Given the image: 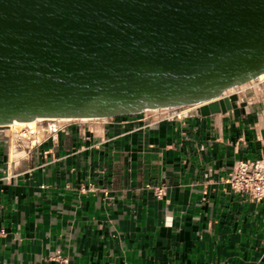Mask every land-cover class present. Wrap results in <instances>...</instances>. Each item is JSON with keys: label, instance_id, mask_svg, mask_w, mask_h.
I'll list each match as a JSON object with an SVG mask.
<instances>
[{"label": "crops", "instance_id": "obj_1", "mask_svg": "<svg viewBox=\"0 0 264 264\" xmlns=\"http://www.w3.org/2000/svg\"><path fill=\"white\" fill-rule=\"evenodd\" d=\"M236 89L238 107L182 120L0 126V264H264V198L226 180L264 156V81Z\"/></svg>", "mask_w": 264, "mask_h": 264}, {"label": "water", "instance_id": "obj_2", "mask_svg": "<svg viewBox=\"0 0 264 264\" xmlns=\"http://www.w3.org/2000/svg\"><path fill=\"white\" fill-rule=\"evenodd\" d=\"M262 73L264 0H0V126L208 115Z\"/></svg>", "mask_w": 264, "mask_h": 264}, {"label": "built area", "instance_id": "obj_3", "mask_svg": "<svg viewBox=\"0 0 264 264\" xmlns=\"http://www.w3.org/2000/svg\"><path fill=\"white\" fill-rule=\"evenodd\" d=\"M256 80L257 85L264 81L260 77L252 81ZM194 111H196V106L183 105L146 109L143 112L149 122H157L161 120H182ZM71 120L74 119L59 121L53 129H65L67 123ZM226 180L234 191L245 193L258 201L262 200L264 198V156L255 159L238 160ZM154 190L160 197L166 191L163 185L155 186ZM2 231L3 229H0V232Z\"/></svg>", "mask_w": 264, "mask_h": 264}, {"label": "rangeland", "instance_id": "obj_4", "mask_svg": "<svg viewBox=\"0 0 264 264\" xmlns=\"http://www.w3.org/2000/svg\"><path fill=\"white\" fill-rule=\"evenodd\" d=\"M237 90L236 87L234 91ZM58 120H51V119H46V120H41L38 121L37 125L35 128H30L29 126L25 125L23 127H18V126H3L5 128H12L13 131L15 132H26L27 134H34L37 136H41L44 132L52 130L53 128L56 127L58 124ZM36 139V138H34Z\"/></svg>", "mask_w": 264, "mask_h": 264}, {"label": "bare ground", "instance_id": "obj_5", "mask_svg": "<svg viewBox=\"0 0 264 264\" xmlns=\"http://www.w3.org/2000/svg\"><path fill=\"white\" fill-rule=\"evenodd\" d=\"M260 78L261 79H264V73H262L260 75ZM234 89L235 88L228 89L227 92H232V91H234ZM193 106H198V104L197 105H193ZM46 119H48V120L51 119V120L63 121V120H70L71 118H44V117H39V118H37L35 120H32V121H18V120H16L14 123H12V124H10L8 126L23 127V126L27 125L30 128H35L36 125H37V123H38V121L46 120ZM81 119L86 120V119H89V118H81Z\"/></svg>", "mask_w": 264, "mask_h": 264}]
</instances>
